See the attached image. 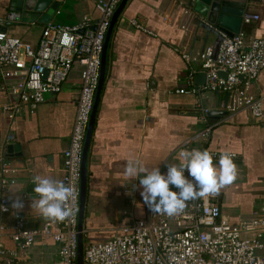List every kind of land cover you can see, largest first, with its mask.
I'll use <instances>...</instances> for the list:
<instances>
[{"label": "crops", "instance_id": "0c3cea01", "mask_svg": "<svg viewBox=\"0 0 264 264\" xmlns=\"http://www.w3.org/2000/svg\"><path fill=\"white\" fill-rule=\"evenodd\" d=\"M22 1L27 20L13 23L6 17L15 12V0H0V30L32 46L37 45L47 23L75 25L84 17L92 22L99 17L97 0ZM229 1L244 5L242 15H259L256 22L241 21L240 31L248 37L264 36V0ZM132 20L146 31L134 27ZM217 30L185 0L124 3L110 34L86 154L84 244L108 240L131 221L147 217L150 209L140 195L139 178L125 173L128 162H139L149 170L157 167L164 173L167 164L179 163L181 150L205 147L235 156V179L214 193L230 224L264 213V69L250 86L263 106V116L255 118L245 111L224 109L226 96L203 90L205 73L199 63H188L182 57V53L197 57L204 47L215 46ZM80 70L75 63L60 92L47 95L34 108L18 103L10 113L3 105L16 102L17 96L0 90V184L1 179L13 181L1 191L10 206L0 219L7 230L16 215L30 229H38L48 220L32 207L38 199L32 181L35 176L63 179V151L75 116ZM5 81L14 85L20 79ZM202 108L207 110L204 119ZM206 128L209 132L203 137ZM16 201L22 207H13ZM257 232L250 229L242 237L251 238ZM3 244L15 250L9 236L3 237ZM56 260L55 243L35 241L25 254L15 257L14 264Z\"/></svg>", "mask_w": 264, "mask_h": 264}, {"label": "built area", "instance_id": "2783aa9c", "mask_svg": "<svg viewBox=\"0 0 264 264\" xmlns=\"http://www.w3.org/2000/svg\"><path fill=\"white\" fill-rule=\"evenodd\" d=\"M120 1L97 0L99 17L93 22L84 17L75 25L47 23L35 46L0 30L3 79L0 90L17 96L16 102L3 105L10 113L16 110L18 103L34 108L47 95L59 93L73 65L77 63L81 68L75 116L68 146L63 151L62 181L74 188L67 202L73 214L63 221L47 220L38 229L25 227L20 215L15 216L9 230L0 222V264H14L15 257L25 254L35 241L45 243L47 240L57 245V260L36 264H76L83 145L99 81L104 37ZM20 19L17 12H10L6 17L13 23ZM258 20V14L242 15L245 24ZM131 22L137 29L146 31L134 20ZM217 33L219 38L215 46L204 47L197 57L182 53L183 59L199 63L205 73L203 90L224 94V109L232 113L245 111L261 118L262 100L250 92V86L264 69V36L248 37L243 31L231 37L220 30ZM10 78L20 81L11 85L5 81ZM206 112L201 109L202 119ZM208 132L209 128L204 129L203 137ZM204 150L216 163L221 153ZM4 167L1 168L3 172L6 171ZM9 183L13 181L1 179L0 219L10 210L8 199L1 194ZM250 229H258V232L251 238L242 237V233ZM6 236L15 244V250L4 246L3 237ZM82 264H264V213L237 225L230 224L223 217L214 193L197 196L186 201L184 208L174 215L150 210L144 220H134L123 226L120 234L102 242L84 244Z\"/></svg>", "mask_w": 264, "mask_h": 264}, {"label": "clouds", "instance_id": "9594fccd", "mask_svg": "<svg viewBox=\"0 0 264 264\" xmlns=\"http://www.w3.org/2000/svg\"><path fill=\"white\" fill-rule=\"evenodd\" d=\"M179 158L178 164H167L164 173L157 167L149 170L136 161L126 164L125 173L139 178L140 195L152 212L174 215L184 208L186 201L215 193L235 179V165L228 152L221 153L216 163L207 150H181ZM32 183V192L38 197L32 207L42 217L63 221L72 216L73 210L67 204L74 192L70 183L48 176H35ZM13 207L19 208L22 204L16 201Z\"/></svg>", "mask_w": 264, "mask_h": 264}, {"label": "water", "instance_id": "95a60500", "mask_svg": "<svg viewBox=\"0 0 264 264\" xmlns=\"http://www.w3.org/2000/svg\"><path fill=\"white\" fill-rule=\"evenodd\" d=\"M126 1L127 0H121L119 5L116 7L114 13L111 16L110 23L104 37L103 49L100 58L99 81L95 91L92 111L90 113L86 134H85V140L82 151V160H81V172H80L76 264H82V256H83L84 238L82 233V225H83V214H84L85 195H86L87 148L94 123V115L96 111L98 96L104 80L106 53H107L110 34L117 20V17ZM185 2L186 5L190 7L193 10V12L196 13L199 17L203 18L206 23L214 25L218 30L225 33L226 35L231 37L234 34H237L241 30V21H242L241 16L243 13L244 5L240 3H234L229 0H185ZM14 5L15 8H13V11L20 13L22 21L27 20V13L22 12V7L25 6L24 2L22 0H15ZM235 8H237V10H235ZM45 75L46 73H44V76ZM210 114L213 113L211 112ZM7 149H10V147L7 146Z\"/></svg>", "mask_w": 264, "mask_h": 264}, {"label": "trees", "instance_id": "16d2710c", "mask_svg": "<svg viewBox=\"0 0 264 264\" xmlns=\"http://www.w3.org/2000/svg\"><path fill=\"white\" fill-rule=\"evenodd\" d=\"M244 33H245V31H244ZM204 149H206L205 147H201L199 150H204Z\"/></svg>", "mask_w": 264, "mask_h": 264}]
</instances>
